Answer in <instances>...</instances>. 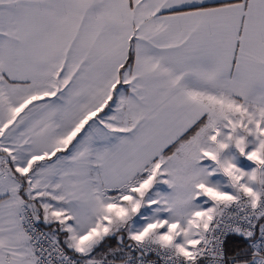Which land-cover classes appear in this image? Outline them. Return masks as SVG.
<instances>
[{"label": "snow or ice", "instance_id": "snow-or-ice-1", "mask_svg": "<svg viewBox=\"0 0 264 264\" xmlns=\"http://www.w3.org/2000/svg\"><path fill=\"white\" fill-rule=\"evenodd\" d=\"M0 264H264V0H0Z\"/></svg>", "mask_w": 264, "mask_h": 264}]
</instances>
